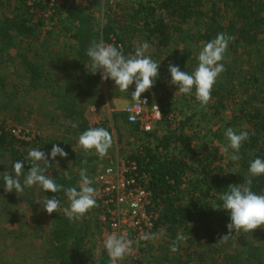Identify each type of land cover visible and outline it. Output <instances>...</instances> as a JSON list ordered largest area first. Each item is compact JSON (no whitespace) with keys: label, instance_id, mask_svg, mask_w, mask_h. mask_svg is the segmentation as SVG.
<instances>
[{"label":"trees","instance_id":"1","mask_svg":"<svg viewBox=\"0 0 264 264\" xmlns=\"http://www.w3.org/2000/svg\"><path fill=\"white\" fill-rule=\"evenodd\" d=\"M226 12H231L232 16L223 21ZM186 26L195 31L185 34ZM47 27L52 29L46 31ZM56 30L70 43L62 50L67 49L65 52H68L62 57L63 62L52 68L72 70L79 79L74 85L79 95L95 101L97 105L105 103L104 82L108 84L111 79L103 82L101 74L93 75L84 66L91 62L86 53L93 41L112 44L126 57L147 41L151 49L167 54L160 62L159 73L171 81L170 63L190 74L198 66L192 52L180 49L182 43L206 44L219 33L234 37L229 41L225 58L238 53L240 58L247 55L249 63L251 61L247 69L243 66L232 69L224 60L226 71L220 75L212 92L216 104L212 105L211 101L206 107L208 110L202 107L198 113L186 116L162 137L155 130L144 131L138 123H129L132 130H140L143 135L138 139V145L128 151L126 161L136 163L138 176H143L139 177L142 184L148 182L152 193L149 212L157 214L154 231L166 230L163 235L165 241L158 248L161 255L154 256L153 264H190L196 261L200 264H264L262 250L254 244L244 243L247 245L244 251L239 247L230 249L229 245L240 233L233 231L226 242L219 241L228 234L227 224L230 223V214L223 210L221 197L229 191L230 185L245 183L251 161L257 157L264 159V0H91L89 7L79 6L71 0L54 5L49 0H0V57L8 60L20 58L32 89L46 88L50 82V72L44 63L36 60L38 52L32 57V48L41 35L52 36ZM13 51L16 57L12 56ZM161 80L158 77L152 89L163 85ZM6 84V75H0V94L14 97L6 91ZM70 87H65L66 91L58 87L53 91L59 99L57 109L61 110V116L71 120L69 125H64V121L55 114L51 121L58 122L65 135L73 134L79 138L89 127L99 126L91 125L77 100L70 98L73 96ZM190 97L197 105L200 104L195 98V90ZM190 97L182 94L185 104L189 103ZM160 101L163 119L158 123L168 121L165 106L171 110L174 105L169 97L162 96ZM11 102L12 98H8L4 109ZM227 106L232 108V112L224 126L207 128L204 133L188 131L196 114L200 113L204 121L211 119V111L212 117L221 116L220 108ZM122 114L126 115L125 112L113 113L116 125ZM17 127L10 125L5 117L0 118V157L10 163L8 168L13 176V164L20 160L25 161L26 175L31 167L28 152L34 148L45 152L49 158L51 165L45 174L65 188L77 187L79 190L75 167L97 168L95 162L99 156H86L82 149L74 151L76 141L66 136L59 141L44 138L40 132L34 136L24 130L17 134ZM228 128L249 133V140L240 150L239 161L230 159L232 149L229 148L228 153L221 151L229 143L225 137ZM105 129L112 135L111 127ZM54 144L68 153L67 158L58 155L52 160L50 153ZM200 147L203 151L195 167L189 158H194L196 149ZM225 154L228 168L223 164ZM84 160H87L86 164L82 163ZM105 161L108 163L109 159ZM65 171L71 176L70 180L65 177ZM23 178H20L21 183ZM1 183L4 185L2 176ZM33 189L26 187L25 192L31 195ZM251 189L264 195V175L253 178ZM1 190H5L4 187ZM39 194L43 200L54 195L42 188ZM55 196L60 201L61 210L52 214L43 261L47 264H110L105 248L95 250L99 245L92 239L95 233L109 229L102 220L106 211L101 202L96 199L98 207L91 209L82 221L73 222L63 212L68 207L65 193L60 191ZM13 198L18 200V196ZM178 233L187 237L186 240L191 236L203 240L201 251L194 250L183 256L171 252L170 245ZM182 243L179 251H182ZM94 250L97 252L92 257L90 253Z\"/></svg>","mask_w":264,"mask_h":264},{"label":"rangeland","instance_id":"2","mask_svg":"<svg viewBox=\"0 0 264 264\" xmlns=\"http://www.w3.org/2000/svg\"><path fill=\"white\" fill-rule=\"evenodd\" d=\"M225 14L223 21H227L229 17L232 16L231 12H226ZM185 28V34L195 31V29H190V26H186ZM50 29L52 28L47 27L45 30L47 31ZM69 43L70 41L59 36L56 30L52 36H48L46 33L41 35L40 40L36 41L34 44L32 48V57L38 52L39 56H36V60L44 63V66L50 72V82L47 84L46 88L32 89L29 87L28 75L25 73V67L21 63L20 58H16L17 60H8V58L0 57V75H6V91L12 93L14 96L9 97L8 95L0 94V118L5 117L9 120L10 125L18 126V129L30 132L33 135L34 132L35 134L40 132V135L44 138H53L58 141L66 136L70 140L76 141L75 150H81L82 148L79 146L76 136L73 134L65 135L60 124L58 122L56 123V121H51V117L55 114L59 116L60 121H64V125H69L71 120L61 116V110L57 109L56 103H58L59 99L54 96L53 91L54 88L56 89L57 87V89L66 91L65 87L71 86L70 91H73L71 92L73 96L70 98L77 100L88 122L91 125L112 128L114 140L113 147L109 149L106 157L103 159L99 157L97 159L95 162L97 163L96 169L87 170L88 177L93 181L91 186L94 187L97 192V176L102 169L111 163L125 162L128 151H131L138 145V139L143 135L140 130L134 131L130 128L131 124H129L124 114L119 116L117 125L113 122V113H124L125 108L135 101L131 95V93L135 91V84L130 87L129 91L122 92L117 88L114 81L110 80L108 84L103 81L106 89V100L102 105H97L95 101L91 102L88 98L79 95L78 88L75 87L79 82V79L76 77L77 75H75L72 70L61 71L58 68H54L58 63L63 62L61 59L64 54L68 52H65L67 49L64 50V52L62 50L65 49V45ZM203 46L204 44L202 43H182L180 49H187L192 52L198 64V54ZM60 51L61 53H58ZM146 55H149L155 62L160 64V62L166 58L167 54L149 48ZM12 56L16 57L14 51L12 52ZM225 60L232 66V69H235L234 66H243L247 69L251 63V61L249 63L247 55L243 54L242 58H240L239 53L231 54L225 58ZM52 66L54 67L52 68ZM158 77L162 79L163 85H160V87L156 89H150L142 95H147L153 102H158L160 104H162L160 101L162 96L166 98L169 97V100L173 101L174 105L171 110L168 106H165L164 109L167 113L166 118L169 122L163 121L157 123L154 128V130L158 132V136L162 137L169 132V128H176L181 120L193 113H198L202 107L200 104L197 105V102L191 99L190 96L188 100L189 103L185 104L182 100V94L178 92L177 87L172 85L169 79H164L160 73ZM8 98H12V102L7 109H4V106L8 103ZM214 104H216V100L212 99V105ZM206 109L207 108L204 110ZM231 109L230 106L220 108L221 116L215 118L212 117L214 114L213 111H211V119L208 118L204 121L201 119L200 113L196 114L188 126V131L191 133L192 131L204 133L207 128L224 126L225 123L230 120ZM207 143H209V141H207ZM209 144L212 146L211 143ZM202 151V147L196 149L194 158H189L195 167L197 166V159ZM90 155L93 156L94 152ZM105 159H109V162L106 163ZM227 161V155L225 154L223 164H225L226 168H228ZM9 165L10 163L7 159L4 161L0 157V173H11L8 168ZM80 170L81 168L79 167L74 168L75 176H79V178H76L78 186L81 180L79 174ZM1 187H4L2 183L0 184V264H26V262L28 264H47V262L43 261L44 253L47 249L46 235L50 230V224L53 219L52 214L54 215L55 213L49 215L44 210L43 206L36 202L43 201V197L39 194L40 187L38 185L33 186V194L30 195L24 191L20 196L14 191L6 192L5 190H1ZM10 194L14 196H10ZM16 196H18V200L13 198ZM67 203L69 207V200ZM4 210H10V212L8 213ZM21 223L22 226H20ZM258 230H260V233L255 234ZM160 232L161 231H157L155 234H160ZM106 236L107 231L104 229L102 233H95L92 239L99 245L95 250H102ZM188 239L189 240H184L181 244L180 247H182V251H177L175 252L176 254L183 256L194 250L201 251L203 240L195 236H191ZM164 241L165 238L163 235L159 239L149 240L146 243L133 241L132 254L127 256L124 260L119 261L118 264H153L154 256L161 255L158 248ZM244 243H251L256 247H260L264 256V228H258L254 230L253 233L240 232V236H238L237 239L235 238L229 247L230 249L239 247V249H243L242 251H244V249L247 248V245ZM95 250L90 253V256L93 257L95 255L97 252ZM26 254L30 256H26ZM24 258L26 260H24L25 262L23 263L22 261ZM218 263H221L220 260ZM190 264L200 263L196 261Z\"/></svg>","mask_w":264,"mask_h":264},{"label":"clouds","instance_id":"3","mask_svg":"<svg viewBox=\"0 0 264 264\" xmlns=\"http://www.w3.org/2000/svg\"><path fill=\"white\" fill-rule=\"evenodd\" d=\"M232 39L234 37L219 33L216 38L204 44L198 54V66L191 74L181 71L179 66L170 63L168 69L171 74V84L175 85L181 94L191 96L193 90H195L196 100L201 107L206 108L212 101V92L218 78L226 71L223 61L225 60L229 41ZM149 48V43L145 41L136 47L134 54L126 57L121 50L112 44L93 41L86 53L91 62L89 65L84 66L93 75L101 74L103 81L109 79L114 81L117 88L122 92L129 91L130 87L135 84V91L131 95L137 103L145 104L146 100H142L141 96L154 87L160 68L159 63L146 55ZM129 119L134 121V117L130 116ZM225 137L229 143L221 151L228 153L229 148L232 149L230 159L234 162L239 161L241 159L240 150L244 142L249 140V133L247 131L237 132L232 128H228L225 131ZM78 143L86 156L94 152L103 159L108 155L109 149L113 147L114 140L107 129L89 127L88 130L79 135ZM50 155L52 160H55L58 155L67 158L68 153L59 145L54 144ZM27 159L30 161L31 167L26 175L24 160L14 162L15 176L9 172L0 173L6 192L14 191L20 196L26 187L32 188L38 185L46 193L51 192L54 194L43 201H36L51 215L54 212H60L61 204L55 194L63 191L70 202L69 207L64 208L63 212L73 222L82 221L91 209L98 207L96 189L91 186L93 181L88 177L86 168L80 170L81 180L78 190L77 187L65 188L45 174L47 168L51 165L45 152L40 149H30ZM82 163L86 164L87 160L82 161ZM261 175H264V159L257 157L250 162L249 175L246 177L245 183L230 185L228 187L229 191L221 197L223 210H227L230 214V223L227 224L228 234L223 235L219 241L226 242L232 236L233 231L235 233H253L258 228H264V195L256 194L251 189L253 178ZM22 176L24 177L23 183L20 179ZM65 177L71 179L67 171H65ZM165 234L166 230L161 229L160 234L145 233L141 236V239L145 241L156 240ZM186 239L187 237L178 233L176 240L170 245V251L173 253L179 251L180 242ZM103 243L110 264H118L119 261L124 260L133 252V241L124 234L112 232L106 236Z\"/></svg>","mask_w":264,"mask_h":264},{"label":"built area","instance_id":"4","mask_svg":"<svg viewBox=\"0 0 264 264\" xmlns=\"http://www.w3.org/2000/svg\"><path fill=\"white\" fill-rule=\"evenodd\" d=\"M51 5L65 0H49ZM79 6L89 7L91 0H71ZM145 104L136 101L128 105L124 112L129 123H138L144 131L154 130L156 124L163 119L162 107L153 102L147 95L141 96ZM134 117V121L129 117ZM21 130H16L21 134ZM37 134V133H36ZM34 132V136H36ZM135 162H116L104 167L97 176L98 199L105 208L102 220L108 225L107 235L112 232L124 234L129 239L139 243H146L141 239L145 233L155 234L157 214L149 212L151 205V191L148 182L142 184L139 180ZM148 180V179H146Z\"/></svg>","mask_w":264,"mask_h":264}]
</instances>
